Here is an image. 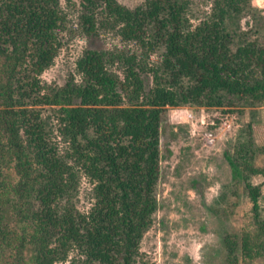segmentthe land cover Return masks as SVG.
<instances>
[{
    "label": "trees",
    "instance_id": "1",
    "mask_svg": "<svg viewBox=\"0 0 264 264\" xmlns=\"http://www.w3.org/2000/svg\"><path fill=\"white\" fill-rule=\"evenodd\" d=\"M248 3L0 0L4 264H148L140 242L157 205L162 110L264 105V44L236 42L226 27ZM69 46L62 82L46 84L41 74ZM224 158L264 258V170L255 184L243 155ZM222 241L224 264L250 256L245 235Z\"/></svg>",
    "mask_w": 264,
    "mask_h": 264
},
{
    "label": "rangeland",
    "instance_id": "2",
    "mask_svg": "<svg viewBox=\"0 0 264 264\" xmlns=\"http://www.w3.org/2000/svg\"><path fill=\"white\" fill-rule=\"evenodd\" d=\"M118 1L134 6L141 0ZM226 27L236 42L257 38L264 44V0H249L241 13L227 19ZM90 44L96 47L103 43L98 39ZM75 49H61L54 63L41 74L43 82H62ZM224 151L233 157L243 155L245 163L256 172L250 180L260 184L263 176L259 171L264 170V105L234 102L221 106H166L162 110L157 205L153 222L140 242L142 260L148 264H224L222 238L230 234L240 242L245 235L250 244V256L237 251L242 264H263L250 201L242 184L231 179ZM261 191L264 195V186ZM81 193L79 206L84 208L86 199L83 190ZM261 210L264 218V203ZM5 262L0 257V264Z\"/></svg>",
    "mask_w": 264,
    "mask_h": 264
},
{
    "label": "built area",
    "instance_id": "3",
    "mask_svg": "<svg viewBox=\"0 0 264 264\" xmlns=\"http://www.w3.org/2000/svg\"><path fill=\"white\" fill-rule=\"evenodd\" d=\"M188 116H190V114H188Z\"/></svg>",
    "mask_w": 264,
    "mask_h": 264
}]
</instances>
